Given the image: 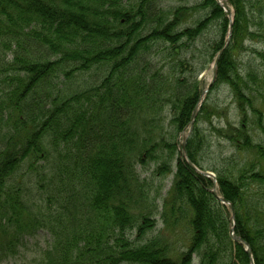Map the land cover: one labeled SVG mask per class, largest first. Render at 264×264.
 Wrapping results in <instances>:
<instances>
[{"label": "trees", "instance_id": "obj_1", "mask_svg": "<svg viewBox=\"0 0 264 264\" xmlns=\"http://www.w3.org/2000/svg\"><path fill=\"white\" fill-rule=\"evenodd\" d=\"M226 2L232 31L207 98L225 84L239 120L211 126L212 133L253 158L203 167L199 156L210 143L199 123L213 115L206 102L185 150L197 169L215 174L217 193L234 207V235L249 246L253 264H264V145L251 136L253 128L264 134L255 108L260 79L249 66L242 73L236 58L245 40H264L253 22L254 14L263 16L264 2ZM177 5L0 0L6 85L0 96V262L45 230L49 242L28 264H250L244 246L229 236L230 211L210 192L212 180L188 166L175 140L200 100L198 74L227 37L226 13L215 0ZM190 9L206 13L182 26ZM212 24L214 37L204 39ZM198 42L206 46L195 67V55L180 56L194 54ZM99 66L106 69L98 75ZM84 71L93 74L92 84L80 90L66 85ZM38 160L50 162L46 175L38 174ZM151 163L159 178L173 174L161 220L167 230L179 221L187 225L182 249L162 231L147 237L156 224V198L137 167Z\"/></svg>", "mask_w": 264, "mask_h": 264}, {"label": "rangeland", "instance_id": "obj_2", "mask_svg": "<svg viewBox=\"0 0 264 264\" xmlns=\"http://www.w3.org/2000/svg\"><path fill=\"white\" fill-rule=\"evenodd\" d=\"M201 0H162L163 4L166 6H175V5H183L189 8L193 7L194 5L200 3ZM250 2H254L261 7L263 5L264 0H250ZM177 5V6H178ZM229 6V5H228ZM230 13L232 15V9L229 7ZM257 10V7L254 9ZM206 13V10L202 9H190L187 10L184 20L182 22V26L188 27L192 26L196 19L202 18ZM262 25L260 26V33L264 37V14L262 16ZM214 29L215 26L212 24L204 33L203 38L208 39L209 37H214ZM252 30V29H251ZM245 50L238 52L236 54L237 62L240 67L242 73H245L246 66H249L254 70V72L259 76L260 83L258 84L259 92L256 93L258 99L255 103V108L261 111V117L264 121V40H259L257 42H252L245 40ZM204 42H198L194 48V58L199 62L201 57L199 54L202 53V60L204 54ZM191 50L187 53L182 54L180 57L189 56ZM106 68L102 66L96 68V73L99 75L101 74ZM93 74L91 71H84L79 72L74 76V80L69 84L66 83L67 86H71L72 88L81 89L82 86H87L88 84H92L93 78L91 77ZM212 78V62L209 63L208 67L198 74L197 79L200 82V86L202 87V92L208 86L210 80ZM62 76H60L57 81L61 80ZM97 80L100 79V76L96 78ZM86 82V83H85ZM99 82V81H98ZM86 84V85H85ZM65 87V86H62ZM6 89V85L1 82L0 77V96L1 93L4 92ZM72 90V89H71ZM67 92V91H66ZM261 94V95H260ZM201 98V97H200ZM203 100L202 103L206 102V106L210 108L211 112H213L210 116V121L204 119L199 123V127L204 130L206 135V139L209 140L210 145L208 148L203 151V154L199 156V161L203 165V167L213 168L215 166H220L224 164V160L230 162V160H236L238 163H242L245 158L246 160H252V154L248 152L242 153L239 150L233 148L229 143L226 141L217 138V136L212 133V127L220 128L223 127L227 122L236 124L238 122V112H236V103L230 92L229 88L225 84H221L220 86L214 88L211 92L209 97L207 98V94L202 96ZM201 98V99H202ZM249 118L251 121H254L256 116L250 115ZM167 119L165 120V129ZM253 123V122H252ZM211 124V125H210ZM212 126V127H211ZM253 128V124L250 125ZM211 127V128H209ZM192 128V127H191ZM190 133V128L187 126L185 127L180 134L175 138L177 143V148L180 149V146L183 142L184 136H187ZM251 136L255 142H259L264 145V134H262L259 130L254 129L252 131ZM186 138V139H187ZM180 154V151H179ZM49 161L38 160L36 165L39 166V175H46L47 169L49 168L50 164ZM43 166V167H42ZM155 167L154 163H151L145 167L139 168L137 170L139 172V176L141 179H144L151 190V196H155L154 202V211L157 215H155L154 219L156 220V224L150 232H148V236L156 235L159 231H162L167 238H169L171 243H174V249H182V246L186 243L189 232L188 227L183 221H179V223L171 229L163 228V223L161 220V214L163 211V199L166 197L168 191L171 188V184L173 181V174L167 175L164 179L159 178L155 175ZM29 171V170H26ZM214 174L212 171H209ZM33 175H30L33 178ZM32 194L34 197L38 198V195H42L38 188H36ZM228 208V207H227ZM49 242V235L45 230H38L36 231L33 236L24 239L23 244L19 247L18 253L13 257L8 259L2 260L0 264H28L32 260L38 258L40 255V251L43 250L47 243ZM192 264H197V260L194 259Z\"/></svg>", "mask_w": 264, "mask_h": 264}, {"label": "water", "instance_id": "obj_3", "mask_svg": "<svg viewBox=\"0 0 264 264\" xmlns=\"http://www.w3.org/2000/svg\"><path fill=\"white\" fill-rule=\"evenodd\" d=\"M217 2V4L222 8V10L229 16L231 17V13H230V10H229V7L227 5V2L226 0H215ZM229 40H230V36L228 35L227 38L225 39L224 41V44L222 46V48L218 51V53L215 55V58L213 60V63H212V78L208 84V86L206 87V89L202 92V96H204L209 88L211 87L213 81L215 80V77H216V69H217V62L221 56V53L223 52V50L227 47L228 43H229ZM200 104L201 102H199L195 108L193 109V113H192V116L190 118V121H189V126L191 128L192 124H193V121H194V117L200 107ZM187 136H184V139H183V142L181 144V150H180V154L183 156L184 160L186 161V163L188 164V166H190L192 169H194L196 172L208 177V178H212V182H213V185H212V188L210 189V192L222 203V204H227L231 210V219L234 220L233 218V205L231 203H229L227 200H225L224 198H222L221 196L217 195V191H216V180H215V175L212 174L211 172L209 171H200L199 169H197L195 167V165H193V163L187 158L186 156V150H185V143H186V139ZM232 231H233V227L230 229V235H231V238L232 240L234 241H238L239 243H242L245 245V251L246 253L248 254V256L250 257V261L251 263L250 264H253L252 262V259H251V251L248 247L247 244H245L240 238L236 237V236H232Z\"/></svg>", "mask_w": 264, "mask_h": 264}, {"label": "bare ground", "instance_id": "obj_4", "mask_svg": "<svg viewBox=\"0 0 264 264\" xmlns=\"http://www.w3.org/2000/svg\"><path fill=\"white\" fill-rule=\"evenodd\" d=\"M164 7H165V5H164ZM255 16H253L254 18H253V22H254V24L255 25H257L258 24V26H261L263 23H262V17H259V16H257V14H254ZM226 18H227V21H228V29H227V36L229 35V36H231V31H232V23H233V20H232V18L231 17H229L227 14H226ZM256 18V19H255ZM210 26H208L204 31H203V33H205L206 32V30L209 28ZM216 29V28H215ZM215 29H214V34L216 33L215 32ZM217 30V29H216ZM223 44H224V42H223ZM223 46V45H222ZM222 46H221V48H222ZM42 49H44L43 47H41ZM220 48V49H221ZM219 49V50H220ZM226 49V48H225ZM224 49V50H225ZM218 50V51H219ZM223 50V51H224ZM218 53V52H217ZM223 53V52H222ZM222 53H221V55H222ZM191 55H193L194 56V54H192V53H190L189 54V56H186V58L187 57H190ZM193 62H195V67H198V61L195 59V58H193ZM148 64V63H147ZM148 65H150V66H148ZM147 65V67H149V69L151 68V67H153V64L151 65V64H148ZM232 228V224H230V226H229V236H230V229ZM233 230H234V226H233ZM236 237H238V238H240L245 244H247L239 235H236ZM235 242H238V241H235ZM239 243V242H238Z\"/></svg>", "mask_w": 264, "mask_h": 264}]
</instances>
